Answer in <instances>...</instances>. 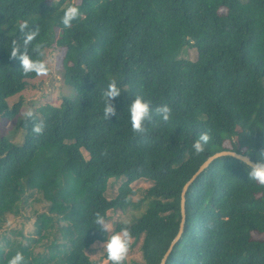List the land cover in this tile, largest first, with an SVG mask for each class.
Returning <instances> with one entry per match:
<instances>
[{"label": "trees", "instance_id": "trees-1", "mask_svg": "<svg viewBox=\"0 0 264 264\" xmlns=\"http://www.w3.org/2000/svg\"><path fill=\"white\" fill-rule=\"evenodd\" d=\"M69 2L0 0V116L8 124L0 135V264L16 251L26 264H96L88 252L106 234L92 225L94 214L108 219L146 199L139 217L114 230L127 227L129 247L138 245L133 264H161L180 232L183 189L208 158L231 146L255 162L264 150V0H76L83 16L64 29L57 9ZM25 20L40 30L43 59L64 51L60 72L74 91L33 109L45 124L40 134L24 117L9 118L17 111L9 98L38 77L9 54ZM190 49L194 60L181 56ZM110 80L122 94L106 120L100 94ZM136 95L168 105L170 119L153 114L133 134L127 105ZM205 130L213 139L196 155L191 144ZM141 180L150 186L135 201ZM35 203L44 210L26 216ZM185 209L165 264H264V186L248 181L240 159H215L190 185ZM12 218L26 220L13 228Z\"/></svg>", "mask_w": 264, "mask_h": 264}, {"label": "clouds", "instance_id": "clouds-1", "mask_svg": "<svg viewBox=\"0 0 264 264\" xmlns=\"http://www.w3.org/2000/svg\"><path fill=\"white\" fill-rule=\"evenodd\" d=\"M57 11L60 12L59 23L64 29H71L73 22L82 18L83 13L80 5L76 0L69 3L59 5ZM20 33V39L13 38L9 50L10 57L17 58L20 62V69L24 74H35L37 76H45L49 73L50 68L45 59H43L44 44L37 41L40 35L38 27H29V21L25 20L17 25ZM34 41H37L33 44ZM122 94V88L116 80H110L107 86L101 91L102 115L108 120L111 115L116 114L115 105L112 101ZM153 114L162 121H168L171 115V109L168 105L153 107L150 100L145 99L141 95H136L131 103L127 105V116L130 129L133 134H140L146 131L145 124L151 120ZM26 121L33 122L32 131L35 134L42 133L45 124L43 121L35 122V115L32 109H28L23 113ZM213 139L211 130L200 131L196 139L191 144L192 152L196 155L204 153L210 146ZM236 140V139H235ZM235 140L233 142H235ZM224 156H236L237 153L231 146L222 149ZM257 159L255 162L249 160L247 156L238 157L241 164L246 169L248 181L264 186V150L256 152ZM129 222L125 220L124 225ZM92 225H96L98 230L106 234L103 242V252L106 254V260L110 264H124L131 241L130 232L127 227L122 226L119 230H113L106 214L97 212L92 218ZM7 264H26V258L21 251H16L10 256Z\"/></svg>", "mask_w": 264, "mask_h": 264}, {"label": "rangeland", "instance_id": "rangeland-1", "mask_svg": "<svg viewBox=\"0 0 264 264\" xmlns=\"http://www.w3.org/2000/svg\"><path fill=\"white\" fill-rule=\"evenodd\" d=\"M63 50L57 51L50 50L48 56L46 57V61L49 63L51 68V73L45 76H38L35 79L29 80L28 88L11 98H9V108L14 109L17 108L16 114L13 117H9L10 119H20L23 116V113L28 109H36L40 105L47 104L52 101L53 98L60 96V94L68 93L70 91L71 95L74 93L73 88L70 90H65L63 84L62 74L60 69L62 68V57H63ZM182 57L196 59L197 52L195 49H190L187 53H182ZM17 105H20L17 107ZM7 118V119H9ZM8 124L2 116H0V135L7 134L8 132ZM123 180H121L122 182ZM115 186H110L108 195L113 197L117 194V187L120 184V180L116 182ZM150 186V182L141 180L133 184V187L136 190H140L139 193L134 197L135 201H140L144 195V190H146ZM149 204V200L141 201L139 207L137 209L130 207L126 210L120 211H110L108 213V221L111 223L113 230L116 227L117 222H124L127 220L129 223L133 221L134 218L139 217L141 213L145 211ZM37 210L39 213L44 210V206L42 204L35 203L32 208H28L27 211L24 213L26 216L32 214V211ZM26 219L23 218L20 220L19 218H12L11 226L13 228L18 227V224ZM32 223H29L27 228H30ZM133 240L131 239L130 243ZM90 258L96 262V264H110L106 260V254L103 252V242L95 243L91 250L88 252ZM141 258L138 245L134 247H129L128 255L126 261L130 264H133L135 261H139Z\"/></svg>", "mask_w": 264, "mask_h": 264}, {"label": "water", "instance_id": "water-1", "mask_svg": "<svg viewBox=\"0 0 264 264\" xmlns=\"http://www.w3.org/2000/svg\"><path fill=\"white\" fill-rule=\"evenodd\" d=\"M223 156L222 152L216 153L215 155L211 156L208 158V160L201 166V168L197 171V173L193 176V178L186 184V186L183 189V193H182V222H181V228H180V232L178 234V236L175 238V240L172 243V246L170 247V249L168 250V252L166 253L165 257L163 258V261L161 264H165L167 261V258L169 256V254L171 253L172 247L173 245H175V243L179 240L181 234L183 233L184 230V225H185V221H186V209H185V204H186V194L187 191L190 187V185L192 184V182H194V180L218 157ZM241 156H247L244 154H239L237 153L236 158L241 157ZM247 158L251 161H253L251 159L250 156H247ZM239 159V158H238ZM254 162V161H253Z\"/></svg>", "mask_w": 264, "mask_h": 264}]
</instances>
